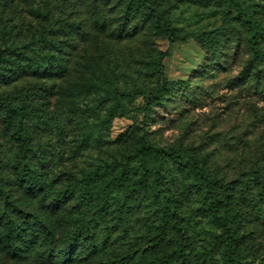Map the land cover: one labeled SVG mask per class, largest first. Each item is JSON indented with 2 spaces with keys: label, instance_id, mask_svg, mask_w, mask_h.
<instances>
[{
  "label": "rangeland",
  "instance_id": "rangeland-1",
  "mask_svg": "<svg viewBox=\"0 0 264 264\" xmlns=\"http://www.w3.org/2000/svg\"><path fill=\"white\" fill-rule=\"evenodd\" d=\"M160 1L182 35L193 30H212L228 17L225 6L217 3ZM248 2L264 22V0ZM19 3L24 5L22 0L11 3L14 10ZM46 4L56 13L53 27L49 20L29 13L26 16L12 13L8 9L11 6L7 8L10 18L4 16L0 22V28L10 23V36L21 42L30 39L32 30L64 25L56 36L50 32L60 43L57 54L63 58L61 72L39 75L26 70L9 82L2 73L8 72L13 64L5 63L1 68L4 72L0 71V97L14 105L24 100L25 109L35 114L24 123V130L32 147L33 177L39 176L41 181L37 189L26 186L21 170L23 144L13 125L17 116L12 114L8 118L1 106L0 211L3 208L12 211L7 201H14L44 221L62 241L84 217L90 220L91 226L71 250L73 259L64 264H163V254L177 245L179 236L168 230L160 245L150 244V237L162 230L150 193L136 196L127 208L125 221L121 222L116 210L119 191L115 190L106 207L99 210L93 206L90 192L81 195L75 191L91 171L114 156H130V163L134 167L139 165L134 153L139 146L138 137L144 131L153 144L181 147L201 158L206 169L225 182L230 196L222 207L234 221L244 256L255 264H264V195L258 196L259 204L255 206L254 191L246 195L240 186L251 170L264 169V82L254 72L243 82L238 79L250 59L244 27L241 38L231 29L210 49L195 37L171 44L167 38L156 35L150 22L142 25L137 17L128 20L127 29L132 34L119 37L117 31L126 26V4L121 0L104 5L106 26L103 28L94 23L89 6L80 0ZM2 7L0 1V14ZM73 22H81L82 30L75 29ZM159 51L169 52L163 61V78L171 83V91L165 94L162 103L146 108L142 95L125 96L126 108L117 112L102 142L83 145L80 135L87 124L85 118L94 125L106 114L101 99L112 102L104 90L86 87L93 81L107 79L100 70L108 73L110 70L100 62L110 64L114 69L111 74L118 76L119 85L131 91L136 85L152 87L159 82L152 65ZM77 103L80 108L73 111L71 105ZM96 109L100 111L99 117ZM142 171L132 175L139 177ZM163 171L165 185L180 201L183 223L194 237V244L188 250L191 260H180L177 264H193L194 254L203 251L208 252L202 264H219L220 254L213 253L216 250L212 248L217 229L202 207L198 190L189 188L190 181L182 169L170 165ZM64 193H67L65 202H58L57 195L62 197ZM96 193L98 190L93 193V200ZM37 229L39 232L38 226ZM65 243L66 240L61 246ZM42 250L40 238L35 244L21 239L17 254L9 252L0 241V264H47L40 258L41 252L44 255ZM55 253L58 255V250Z\"/></svg>",
  "mask_w": 264,
  "mask_h": 264
},
{
  "label": "trees",
  "instance_id": "trees-1",
  "mask_svg": "<svg viewBox=\"0 0 264 264\" xmlns=\"http://www.w3.org/2000/svg\"><path fill=\"white\" fill-rule=\"evenodd\" d=\"M0 1L3 5L0 22L3 21L2 17L4 16L10 18L7 10L11 9L12 13L19 12L21 16H26L29 13L37 18L49 20L51 23L55 19L56 13L53 11V7L46 3L59 0H22L24 5L19 3V7L16 10H14L13 5L11 6V3L16 2V0ZM80 1L89 6L92 12L91 16L96 25L102 28L106 26L103 7L111 0ZM201 1L207 5L217 3L218 5L225 6L228 17H226L225 22L221 26L209 31L193 30L182 35L176 31V27L167 17L166 10L162 9V2L160 0H121V2H125L126 4L124 7L126 26L124 28L121 27L117 31L118 36L122 37L124 34L131 35L132 33L127 29L128 20L132 17H137L141 20L142 25L150 22L156 31V35L167 38L171 44L178 41L187 42L190 37H195L203 46L213 49L231 29L235 30V34H238L239 38H241L243 35L241 27L243 26L247 32L245 42L250 52V59L247 61L238 79L243 82L254 72L257 79L264 82V22L254 14L251 3L248 0ZM9 6L11 7L8 8ZM232 17L234 18L232 19ZM65 22L63 21V23ZM73 23L75 24V29L82 30L81 22ZM9 24L7 22L0 28V71L1 73L4 72L1 68L5 63L13 64V66L12 68L10 67L11 69L8 72L2 73L3 78L11 82L17 79L23 72H26V70L39 75L47 73L55 74L62 71L63 58L57 54L61 49L60 43L52 36H56L62 31L64 25H56V29H51L55 25L52 22L50 29L41 31H38V29L32 30L30 39L21 42L10 36L11 28ZM51 31L56 34L51 36ZM168 55V51H159L152 61L153 73L159 78L158 83H154L152 87L136 85L131 91H126L125 88L119 85V80L116 79L118 76L111 74V72H114V69H112L110 64L107 66L103 61L100 62L110 70V73L103 69L100 70L107 79H100L98 83L93 81L91 84L88 83L86 87L97 86L99 90H104L112 102L109 103L108 99H101L103 105L106 106V114L103 117H99L100 111L96 109L95 112L99 119L94 125L89 123L88 117L85 118L87 124L80 135V142H85L83 145H88L90 142H102L105 130L110 128L117 112L126 108L123 99L125 96L142 95L145 98L144 106L146 108H149L153 104L162 103L165 94L171 91V83L168 79L163 78V61ZM95 72L99 73L97 70ZM21 98L19 97V99ZM23 103L24 100L15 105L12 102L6 103L0 97V108L3 106L2 109L7 113L8 118H11L12 114L17 116L16 123L13 125L15 132L18 133L19 139L22 140L23 144L21 170L26 181V186L33 190L37 189L41 180L39 176L33 177L35 170L30 161L32 147L24 130V123L35 114L27 111ZM78 108H80L78 103L71 105L73 111ZM87 111L90 113L89 109ZM81 120L83 121L82 118ZM132 132L135 133L136 128ZM138 141L139 146L134 154L138 156L139 165L134 167L130 163V156H114L110 161H105L91 171L86 179L78 183L80 184L79 190L75 188V191H80L81 195L90 192L92 204L97 210L105 208L106 203L111 197L110 195L115 190L119 191L120 195L116 199L118 203L116 210L117 217L121 222L125 221L127 208L133 204L135 197L140 193H150L151 201L157 206V215L160 217L162 228L161 232L150 237V244L160 245L164 241L168 230L179 236L177 245L165 252L161 258L163 264H177L180 260H191L188 250L194 244V237L183 223V218L179 212L180 201L169 193L165 185L166 176L163 168L174 165L187 174V179L190 181L188 183L189 188H196L198 190L202 207L217 229V233L212 241V248L216 250L213 253L219 252L220 254L219 264H255L253 261L245 258L244 252L240 247L237 228L233 224L234 221L222 207L223 201L227 200L230 196L229 187L225 182L217 175L209 172L201 158L181 147L153 144L149 141L144 131L139 135ZM140 169H143L142 175L134 177L132 173H136ZM240 186L242 192L246 195L254 191L252 201L257 206L259 204V201H257L258 196L264 195V169L257 168L251 170L249 177L243 180ZM97 190L96 199L93 200V193ZM68 192L70 191L68 190ZM66 194H62V197L58 194L57 201L65 202L67 198ZM7 204L11 207L12 211L6 208L0 211V241L4 242L9 252L17 254L18 244L21 239L25 240V242L32 240L35 244L37 238H40V246L43 248L42 251L44 253V255L42 252L40 253V258L47 264H64L69 258L73 259L71 250L80 241L84 230L92 224L90 220L84 217L73 233L65 238L66 243L61 246V243L65 240L62 241L61 237L55 234L44 221L30 215V213L15 204L14 201L8 200ZM37 226L39 227V232ZM56 250L59 252L58 255L55 253ZM207 252L203 251L194 254L193 264H202V260Z\"/></svg>",
  "mask_w": 264,
  "mask_h": 264
}]
</instances>
